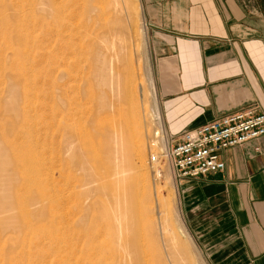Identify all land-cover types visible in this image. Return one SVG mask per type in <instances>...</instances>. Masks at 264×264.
Wrapping results in <instances>:
<instances>
[{"label":"rangeland","instance_id":"1","mask_svg":"<svg viewBox=\"0 0 264 264\" xmlns=\"http://www.w3.org/2000/svg\"><path fill=\"white\" fill-rule=\"evenodd\" d=\"M237 1L264 14V0ZM97 5L103 14L97 29L92 33L84 26V18H75L72 22L77 28L65 32L77 33L74 50L60 54L53 27L60 17L51 5L42 13L40 0H0V141L4 140L12 163L5 172L14 179L8 185L12 198L5 206L0 205V264H210L180 213L178 187L170 185L178 178L171 163L162 157L159 163L150 162L152 154L171 146L178 136L172 135L171 126L177 120L168 119L159 86L160 60L170 55L166 42L173 38L151 26L145 0H101ZM176 53H180L179 48ZM64 59L73 65V78L58 72L57 65H64ZM149 66L157 93L150 86ZM56 79L63 91L56 87ZM60 93H65L68 101L72 98L74 105L70 149L68 130L57 126L59 118L63 124L66 121L61 116L56 119ZM11 104L16 106L14 111H10ZM159 106L166 141L162 132L157 133ZM114 127L123 132L128 151L144 154L146 171L134 173L125 188L108 161L106 137ZM33 157L38 165L33 171L37 181L26 179L25 171ZM67 161L74 162V170L60 171L61 162ZM157 170H161L160 176ZM90 188L93 196L88 198ZM2 189L0 184V192ZM43 190L62 205L49 207L50 212L40 216L30 195ZM93 213L102 218L93 229L94 234L98 232L96 239L102 238L98 240L103 242L100 251L95 241L87 244L69 239L78 219ZM8 214L17 216V224L5 229L1 222ZM53 219L65 224L52 229ZM28 226L34 230H27ZM47 231V238L56 240L54 247L48 239L38 238ZM125 245L132 255L123 259L127 255ZM71 248L73 255L67 257L64 251Z\"/></svg>","mask_w":264,"mask_h":264},{"label":"crops","instance_id":"2","mask_svg":"<svg viewBox=\"0 0 264 264\" xmlns=\"http://www.w3.org/2000/svg\"><path fill=\"white\" fill-rule=\"evenodd\" d=\"M145 3L151 26L173 38L159 66L172 135L248 105L264 110V14L237 0ZM221 158L223 171L177 178L180 213L210 264H264V136Z\"/></svg>","mask_w":264,"mask_h":264},{"label":"bare ground","instance_id":"3","mask_svg":"<svg viewBox=\"0 0 264 264\" xmlns=\"http://www.w3.org/2000/svg\"><path fill=\"white\" fill-rule=\"evenodd\" d=\"M116 2V1H115ZM98 3H101V0H40V5H41V11L42 13H45L46 11V8L48 7L47 5H51V7L53 8L54 10V14L56 15V17H60L59 18V21L58 23H54L53 24V27H54V30H56V35H55V32H54V42H55V48H56V51L58 53H72L73 50H74V45H75V36L77 33L74 34V36L70 33H65V32H74V29L77 28V27H74V24L73 21L75 18L77 19V17H82L85 19V27L87 28L88 31L90 32H94L95 29H97V25L100 24V22L102 21L103 19V14L100 12V6H98L97 4ZM118 3V2H116ZM115 5V4H114ZM121 7V6H120ZM81 8V9H80ZM98 10V11H97ZM97 11V13L95 12ZM106 17V16H105ZM104 17V18H105ZM73 21V22H72ZM79 22V21H78ZM45 19L42 18V25L45 27ZM78 24V23H76ZM78 26V25H77ZM106 27V26H105ZM52 28V27H51ZM43 29V28H42ZM146 28H144L142 31H143V34H144V38L146 37ZM53 30V29H52ZM52 33V32H51ZM47 39V38H46ZM145 40V39H144ZM44 42V41H43ZM144 45V53H145V56H146V60L147 62L149 61V57L147 56L146 54V44L143 43ZM80 46V44H79ZM89 46V45H88ZM90 47V46H89ZM43 49V48H42ZM88 50V49H87ZM76 53V52H75ZM44 54V53H43ZM149 54V53H148ZM46 55V54H45ZM74 55V53H73ZM75 56V55H74ZM57 57V56H56ZM65 58V57H64ZM43 59V58H42ZM114 60V59H113ZM62 61H66L65 59L62 60ZM70 61V60H69ZM60 61H58L57 63L59 64ZM67 62V63H66ZM64 65H62L64 62L61 63L62 66H59L57 65V69H58V72L59 74H66L69 78H73L71 77V73L73 72L71 69H73V65L71 66L70 64H68V61H66ZM56 67V66H55ZM78 67V66H76ZM70 70L72 72H70ZM151 67L149 66L148 67V75H149V79H150V86L152 88V90L154 91V93H157V87H156V83H155V79H153L152 77V73H151ZM64 77V76H63ZM113 77V76H112ZM112 80V79H111ZM69 81V80H68ZM71 81V80H70ZM73 81V80H72ZM71 81V82H72ZM56 82L58 84V81L56 79ZM67 82V81H66ZM112 83V82H111ZM56 84V87L59 89V91H63V89L61 90L60 88V84L57 85ZM66 84V83H65ZM65 84H61V85H65ZM70 84V83H69ZM68 86V84H67ZM71 86V85H70ZM136 86V85H135ZM141 86V85H139ZM65 87L66 89V85L63 86ZM137 87V86H136ZM68 88V87H67ZM69 89V88H68ZM54 90V89H53ZM58 91V92H59ZM69 91V90H68ZM68 91L66 93H68ZM71 91V90H70ZM69 91V92H70ZM142 91V90H141ZM42 92V91H41ZM54 92V91H53ZM119 92V91H118ZM46 93V92H45ZM52 93V92H51ZM131 93V92H130ZM70 94V93H69ZM68 94V95H69ZM57 95V94H56ZM63 95H66L65 93L64 94H61L57 97V100H56V106H57V111H56V119L61 116L63 117V120L66 119V121L61 123L62 119L59 120L58 119V127H66V130H68V132L66 133V137L68 139V148L70 149L71 148V144H70V138L72 137L71 135V126H72V120L74 121L73 119V116L75 118V115L73 114L72 112V109H74L71 104V102L73 101L72 98L71 100L69 99L66 100V96L65 98L63 97ZM113 95V94H112ZM135 95V94H134ZM72 96V95H71ZM70 97V95H69ZM137 98V97H136ZM68 99V97H67ZM55 100V98L53 99ZM71 101V102H70ZM104 101V100H103ZM157 99H156V95H155V100L154 102H156ZM54 102V101H53ZM106 102V101H105ZM138 104V103H137ZM113 105V103H112ZM103 106V104H102ZM113 107V106H111ZM140 107V106H139ZM108 108V107H107ZM115 108V107H114ZM118 108V107H117ZM141 108V107H140ZM16 109V106L14 104H11L10 105V111H14ZM112 109V108H111ZM120 109V107H119ZM55 110V109H54ZM138 110V109H137ZM140 110V109H139ZM134 111H136V109H134ZM120 112V110L118 111ZM140 112V111H138ZM137 113V112H136ZM135 114V112H134ZM138 115V114H137ZM140 115V113H139ZM137 118H140V117H137ZM136 118V119H137ZM157 119V118H156ZM162 119V117H159L158 116V119H157V125L159 126V130L157 131V133H163V138L164 140L166 141L167 140V133L165 131V129L163 131H161V127H163V120H160ZM139 120V119H137ZM159 120H160V124H159ZM140 121V120H139ZM53 122V121H52ZM57 122V121H56ZM63 125V126H62ZM137 125L140 126V122H137ZM46 126V125H45ZM115 128V127H114ZM64 133V131H63ZM49 134V133H48ZM32 135V134H31ZM76 135V132L74 134V136ZM65 137V138H66ZM72 142L73 143V140L74 138L72 137ZM67 142V141H66ZM106 143L108 145V147L110 148V152L108 154V161L112 164V167H111V171L118 177L119 179V182L123 185V187L125 188V186L129 183V181H132L133 180V177H134V173H139V174H142V171L145 169V163H144V160L142 158V156L144 154H142L141 152H132V151H128L127 150V141L126 139H124V135H123V132H121L119 129H113V130H109L107 132V137H106ZM73 146V145H72ZM132 146V145H131ZM164 147V146H162ZM133 150V149H132ZM15 151V150H13ZM15 153H18L15 151ZM14 154V153H13ZM16 155V154H15ZM163 159L167 160L165 157L161 156ZM168 161V160H167ZM84 162V161H83ZM101 162V161H100ZM150 162H151V159H150ZM62 164H60V171H62L63 169H67V170H70V169H73V166H74V162H61ZM159 163V162H157ZM11 161H10V158L8 157V150L6 148V145H4V140L0 141V184L2 185L3 189L2 191L0 192V205L3 207L5 206L9 201L10 199L12 198L11 197V189L9 188V184L11 182V180H14L12 179L13 177H11V175H8L5 171L6 169H8V167L11 165ZM151 164H156V163H152ZM76 165V163H75ZM37 162H36V158L33 157L32 160L29 162L27 168H26V179L28 180H35L37 181V177H35V174L33 173V171L35 170V168H37ZM80 167H83L85 166L83 163H81L79 165ZM92 167V166H91ZM97 168V167H96ZM95 168V169H96ZM93 169V168H92ZM74 170V169H73ZM85 170V169H84ZM87 170V169H86ZM89 170V169H88ZM71 171V170H70ZM146 171V169H145ZM92 174V172L90 173ZM157 174L158 176L161 175V170H157ZM93 177H99L97 173H93L92 174ZM37 176V175H36ZM91 176V175H90ZM92 177V176H91ZM168 180V179H167ZM118 181V180H117ZM91 182V181H90ZM88 185H89V182H87ZM118 183V182H117ZM172 185L171 188H175L177 189V183H176V180L173 178V181L170 182ZM92 184V183H91ZM119 184V183H118ZM9 185V186H8ZM90 187V185H89ZM122 187V188H123ZM121 189V188H120ZM72 192L73 189H70ZM171 190V189H170ZM50 191V190H49ZM121 191V190H120ZM130 191V190H129ZM122 192V191H121ZM170 192V191H169ZM31 193V191H30ZM50 193V192H49ZM48 192H46V190L44 191H40L34 195H30L32 196V201L34 202V205L36 207V212L39 213L40 216H45L47 212H50L48 211V208L50 207L51 208H54L56 209L57 207H59L60 205H62V202H59L57 201L56 199H53L52 197H50V194ZM172 193V192H171ZM93 190L92 188L88 189V192H87V195H88V198L92 197L93 195ZM169 194V193H168ZM173 194V193H172ZM171 194V195H172ZM126 195V194H125ZM87 197V196H86ZM56 201V202H55ZM14 202V201H13ZM121 204V203H119ZM88 206V205H87ZM120 208V206H118ZM120 211V210H119ZM132 211V210H130ZM34 212V211H33ZM135 213V212H134ZM43 214V215H42ZM119 214L121 215L122 213H118V216ZM121 217V216H119ZM71 218V217H70ZM69 218V219H70ZM79 218V217H78ZM28 219V218H27ZM63 220V219H61ZM68 220V219H67ZM102 220L101 217H99L98 215L94 214L92 216H88V215H84L83 217H81L80 219H78V226H76V229H74V232H73V236H69L68 238L70 240H73V241H76L77 243L83 241L84 243H87V244H91L95 241L96 243V248H99V251L102 249L101 247V244L103 245V242H99L98 240L100 239H96L97 238V233L94 234V227L97 223H100V221ZM118 220V218H117ZM53 223L51 225L50 228H61L64 223V221H61L57 222H54V219L52 220ZM69 221V220H68ZM66 221V222H68ZM99 221V222H98ZM47 223V222H46ZM17 224V216L15 214H8L6 215L3 219H2V222H1V225L3 226V228L5 229H10V228H14L15 225ZM44 224V223H43ZM41 226H43L42 224H40ZM77 225V224H76ZM100 225V224H98ZM131 225V224H130ZM45 226V225H44ZM27 230H34V228L32 227H27L26 228ZM48 233H43L41 234V237L38 236V238L41 240H49V243L50 244V247H54V241L56 242V240H53L51 238H47V235L49 234V231H47ZM188 232V231H187ZM93 233V234H92ZM183 233L186 235V232L183 231ZM71 235V234H70ZM96 235V237H94ZM120 235V234H119ZM101 236V235H100ZM114 236V235H113ZM106 237V236H104ZM59 238V237H58ZM60 239H64L60 237ZM102 239V238H101ZM100 239V241H101ZM58 242H61L59 240H57ZM72 241V242H73ZM109 241V240H108ZM135 242V241H134ZM77 243H74L75 245H77ZM105 243V242H104ZM138 243V242H137ZM161 244V243H160ZM105 245V244H104ZM91 246V245H90ZM126 248H125V251L126 249H128L127 245H125ZM124 246V247H125ZM141 246V245H140ZM72 247V246H70ZM82 247V246H81ZM92 247V246H91ZM171 247V246H170ZM93 248V247H92ZM91 248V249H92ZM72 250L70 251L69 249H67V251L65 250L64 253H66V256L69 257L72 253L73 255V251L74 249L71 248ZM145 249V248H144ZM95 250V249H93ZM92 250V252H93ZM97 251V250H96ZM77 253V252H76ZM127 255L125 254L124 255V258L123 259H126L128 257H131V252L130 251H126ZM79 254V253H78ZM100 254V253H99ZM148 255V254H147ZM19 256V255H18ZM92 256V255H91ZM98 256V255H97ZM95 257V256H94ZM146 257V256H145ZM89 258V257H88ZM87 258V259H88ZM96 258V257H95ZM93 259V258H92ZM149 260V259H148ZM125 261V260H124ZM139 262V260H137ZM79 264H84L83 261H81V263L79 262ZM86 264V263H85ZM91 264V263H90ZM140 264V263H139ZM150 264V263H149Z\"/></svg>","mask_w":264,"mask_h":264},{"label":"built area","instance_id":"4","mask_svg":"<svg viewBox=\"0 0 264 264\" xmlns=\"http://www.w3.org/2000/svg\"><path fill=\"white\" fill-rule=\"evenodd\" d=\"M264 136V110L248 105L196 127L183 130L173 144L151 155V162L165 157L178 178L199 177L226 167L223 150Z\"/></svg>","mask_w":264,"mask_h":264}]
</instances>
